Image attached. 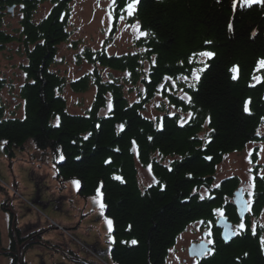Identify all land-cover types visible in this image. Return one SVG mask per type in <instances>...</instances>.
Masks as SVG:
<instances>
[{
    "label": "trees",
    "instance_id": "1",
    "mask_svg": "<svg viewBox=\"0 0 264 264\" xmlns=\"http://www.w3.org/2000/svg\"><path fill=\"white\" fill-rule=\"evenodd\" d=\"M42 1L0 0V53L20 42L26 60L22 65L25 82L20 88L24 117L6 118L5 108L0 106V142L7 141L4 147L8 158L13 160L16 149H25L30 141L41 155L52 157L55 164L61 154L65 156L64 162L56 165L58 176L61 182L81 181V196L95 195L103 182L106 214L114 225L111 256L115 264H166L178 236L194 221L215 223L211 210L217 207L224 208L226 216L239 223L233 203L239 178L225 180L219 188L213 185L217 167L226 154L241 152L251 142L262 140L259 133L264 123V81L255 87L249 85L256 83L252 79L256 62L264 57V8L238 6L233 12L232 0H141L136 17L132 18L121 10L127 0H117L113 11L115 28L119 16L124 15L130 23L138 19L141 30L152 35L139 37L133 53L114 55L106 48H83L78 57L84 56L94 69L70 84L81 93L94 83L97 91L86 113L71 114L63 95L67 78L54 71L53 65L60 45L73 34L70 23L74 0H50L49 13L36 19ZM17 7L22 11L19 29L10 32L3 21L5 14ZM229 22L233 32L228 30ZM253 31L256 37H252ZM206 40L213 43L207 45ZM203 50L217 55L207 61L210 67L193 90L178 77L190 75L193 65L187 63L188 55ZM233 65L240 66L236 81L228 71ZM98 66L127 76L117 78L111 73L106 79ZM260 72L264 77V68ZM165 76L173 80L165 81ZM4 86L6 81L0 72V92ZM126 86H131V90L126 91ZM181 89L193 98L192 105L180 100ZM133 94L134 100L130 97ZM158 95L170 100L177 116L193 111L195 119L181 127L164 107H158L165 111L162 119L147 117V104ZM249 98L251 115L243 111ZM109 102L113 105L111 110L107 107ZM121 124L124 131L119 128ZM149 136L153 137L151 141ZM157 152L181 159L174 158L168 165L154 157ZM257 155L254 153V162ZM137 157L144 166L152 165L160 183L142 189ZM108 160L111 163H105ZM202 188L212 190L211 199L206 195L205 200L199 199ZM253 209L256 215L264 209L261 176L256 180ZM3 210L10 220L7 241L0 230V256L9 259L10 264H25L26 252L43 242L41 236L36 232L23 233L15 213L5 204ZM247 222L248 231L227 244L214 224L215 254L199 264H264V252L258 238L250 235V220ZM133 239L138 241L136 245L122 243ZM70 257L78 264H96L80 261L75 255Z\"/></svg>",
    "mask_w": 264,
    "mask_h": 264
},
{
    "label": "rangeland",
    "instance_id": "2",
    "mask_svg": "<svg viewBox=\"0 0 264 264\" xmlns=\"http://www.w3.org/2000/svg\"><path fill=\"white\" fill-rule=\"evenodd\" d=\"M71 6L73 15L70 27L73 34L68 42L60 45L57 60L53 65V70L65 76L68 81L82 77L94 69L84 56L78 57L83 48H91L94 51L106 48V52L117 55L133 52L136 49L134 42L138 34L129 26L131 23L122 21L115 37H112L111 0H74ZM50 10V0H43L37 10L36 19H42ZM5 15L4 26L10 32L19 29L22 18L21 8H14ZM24 50L21 43L16 42L0 53V72L6 81V86L0 92V106H3L5 110L8 109V115L24 116L25 114V102L20 89L25 82V74L22 69V65L26 63ZM200 66L202 65L198 67ZM98 68L106 78H109L111 73L117 78L127 76L126 74L111 72L105 67L99 66ZM262 69H259L256 75L262 77L260 72ZM130 87L126 86V91L131 90ZM69 88L66 87L63 92L66 99L72 102L71 105L68 104V112L71 114L87 112L94 99L96 85L92 83L85 92L81 93L72 92ZM130 97L133 100L136 99L135 94ZM163 97L161 95L155 96L147 104L144 112L147 117L160 119L165 111H161L158 107L166 108L169 113L174 111V105L170 100ZM259 134L262 140L251 142L241 152L228 153L224 156L222 163L217 167L214 184H220L225 180L238 177L241 189H246L250 177H255L256 185L257 178L264 175V151H261V148H264V123L260 127ZM32 147V144H28L25 150L30 152ZM4 151L3 142H0V186L9 188L6 193L0 192L1 230L4 235L7 233L9 215L2 210L5 204L17 215L18 226L24 232L43 231L44 239L55 245V247L44 245L36 247L35 257L33 255L28 256L27 263L73 264L68 254H66L67 259L58 254V251L66 253L67 250L63 251V248H66L73 250L80 256L101 260L103 264H113L112 243L108 239L107 225L104 217L99 215V209L93 203L92 197L85 199L78 196L76 190L73 189L72 181L62 183L60 177H56L55 169L50 163L52 161L48 162V154L40 155L43 161L39 160V165L24 161L22 157L26 154L21 150L18 151V157L11 163L6 151ZM31 152L34 153V150ZM254 153L258 154L257 162L253 160ZM154 157L168 165L174 158L181 159L180 156H161L158 152L155 153ZM256 165H262L263 168H258ZM137 168L140 172L142 186L145 187L152 183L153 175L148 173L147 166L137 161ZM12 181H18V189L22 192V199L15 192V189H12L14 185V183H10ZM211 192L212 190L202 188L200 193L210 196ZM254 192H256V187ZM6 194L12 197V201L10 197H6ZM243 196L245 200L250 198L247 191L243 193ZM236 198L235 192L233 201ZM251 199L254 201L252 208L250 211H246V216L251 218L249 219L250 227L255 224L257 232H264V227H262L264 226V209L256 215L253 211L255 195ZM8 203L9 205H7ZM12 203L14 204L13 207L11 206ZM236 210L238 216L241 215L238 207ZM105 216L108 217L106 212ZM200 221L205 223H200ZM60 224H63V227ZM245 224L247 227L248 222L245 221ZM207 227L205 220H197L189 224L170 249L166 264H197L198 259L190 257L189 248L193 243L206 242L208 238L204 233ZM110 235L113 237V232ZM4 259V257H0V264H8Z\"/></svg>",
    "mask_w": 264,
    "mask_h": 264
},
{
    "label": "snow or ice",
    "instance_id": "3",
    "mask_svg": "<svg viewBox=\"0 0 264 264\" xmlns=\"http://www.w3.org/2000/svg\"><path fill=\"white\" fill-rule=\"evenodd\" d=\"M217 2L219 3V2H221V0H217ZM140 3H141V0H127L126 4L121 5V10L123 12H125L128 17L135 18L136 14H137V5ZM116 5H117V0H111V6L114 7ZM254 5H258L261 8H264V0H232L231 10L233 12H236L238 6L240 9H247V8L253 7ZM21 7H23V5H21ZM119 19L124 20L125 19L124 15H120ZM129 26L138 34V38L152 35L150 32L141 30V23L138 19L135 20V23H131ZM228 30H229V32H233V30H234L233 24L231 22H229V24H228ZM251 35H252V37H256L257 33L255 31H253L251 33ZM204 43L207 45H211L213 42L210 40H206ZM216 55H217L216 52L211 51V50L191 52L187 57V63L189 65H193V67L190 70V75H181L180 77H178V79L186 82L187 86L189 88L195 90L196 85L200 82L202 75L210 67V65L207 61L214 59L216 57ZM153 63H155V57L153 58ZM180 63H181V65H183L184 61H181ZM197 64L202 65V66L196 67L195 65H197ZM261 68H264V57H261L257 60L256 68L254 69L253 76H252V79L256 83L250 84L249 87H255L256 84H259L262 81H264V77H261L260 75H256V72H258L259 69H261ZM228 71L232 74L231 79L233 81H236L239 79V72H240V66L239 65H233ZM164 80L165 81H172L173 78L170 76H165ZM175 86H176L175 81H173V87H175ZM160 87H163V85H161ZM181 92H183V89H181ZM180 100L186 101L189 105L193 104V98L190 95H188L186 92H183V94L180 96ZM250 103H251V98H249L248 100L245 101L244 108H243V111L249 115L252 114V112L249 108ZM107 107L109 110H111L113 107L112 103L109 102ZM170 115L173 117H176V121L180 124L181 127H183L190 120L195 119L193 111H188L186 116L183 114L177 116L176 112H172V113H170ZM261 119H264V117H262ZM208 122H210V119ZM57 126H59V125L57 124ZM97 127H99V125H97ZM124 127H125L124 124L119 125V128L121 131H124ZM162 127L163 126L161 125V128ZM90 135H91V133L86 135L84 137V139L87 140ZM148 139L151 141L153 139V137L149 136ZM3 143H7V141H4ZM131 143H132L133 150L136 151L137 150L136 141L133 140ZM117 151H119V149H117ZM261 151H264V148H261ZM137 155H138V152H137ZM249 155H251V153H249ZM65 159L66 158L64 155L61 154L59 156V161H64ZM76 159L79 160L80 157H76ZM205 159L212 160V157L206 156ZM249 162L251 163V161H249ZM105 163H111V161L108 160ZM147 171L150 175H152L153 169H152L151 164L147 165ZM169 171H171V169H169ZM189 175H191V174H189ZM114 178L116 180L120 181L121 183L124 182L123 178L120 176H115ZM261 180H264V175H261ZM254 181H255V177H250L247 188L246 189H244V188L240 189V191L237 195V202L240 205V213H241V217L239 219L238 224L230 225L229 223H227V218L225 215V209L224 208L217 207V208L211 210L212 215H215L221 221H224V224H223L224 231L222 234V239H223V242L225 244H227L229 241H231L233 237L243 236L246 233V231H248L246 224H245V221L243 219V213L245 211H250L252 208L254 201L251 198L254 197V195H255L254 189L256 187ZM152 183H160V182L158 180H156L155 176H152ZM152 183H150L148 186L151 187ZM72 184L75 185L77 189H79L80 185H81V181L74 179V180H72ZM215 187L219 188L220 185H215ZM102 188H103V182H101L100 185L97 187L96 193L91 199H92L93 203L98 207L99 215L101 217H104L105 223L107 225V233L109 234V236H108L109 241L111 243H115L114 237H112L110 235L113 232V220L105 216V210L107 208V204L105 203V196H104V192L102 191ZM245 191H247V194L250 197L247 200H244L242 198L243 193ZM193 192L195 194L196 190L194 189ZM199 199L201 201H203L206 199V197H205V195L200 194ZM208 199H211V197L209 196ZM200 223H205V222L200 221ZM207 225H208V227H207V230L205 231L204 235L208 239L206 240V242L201 243V245L199 247V252L197 253V255H199V256L214 255L215 251H216L215 241L212 238L214 235V233H213V221H211V220L207 221ZM262 227H264V226H262ZM250 235L258 238L260 249L262 252H264V232L258 233L255 224H253L251 226V229H250ZM122 243H128L130 245H136L138 243V241L133 239L130 242L122 241ZM209 245H212V247H208ZM244 256L247 257L248 253L245 252ZM197 264H199L198 261H197Z\"/></svg>",
    "mask_w": 264,
    "mask_h": 264
},
{
    "label": "water",
    "instance_id": "4",
    "mask_svg": "<svg viewBox=\"0 0 264 264\" xmlns=\"http://www.w3.org/2000/svg\"><path fill=\"white\" fill-rule=\"evenodd\" d=\"M239 213H240V209H239ZM240 214H241V213H240ZM227 223H229L228 220H227ZM223 224H224V221H221V220H220L219 223H218V227L221 228V229H223V231H224ZM229 224H230V223H229ZM230 225H231V224H230ZM222 234H223V233H222ZM233 238H234V237H233ZM233 238H232V240H233ZM229 242H230V241H229ZM229 242H228V243H229ZM194 250H195V251H194ZM198 252H199V249H198V248H195V247H192V248H191V254H192V255H197ZM197 256H199V255H197ZM200 257H202V256H200Z\"/></svg>",
    "mask_w": 264,
    "mask_h": 264
},
{
    "label": "bare ground",
    "instance_id": "5",
    "mask_svg": "<svg viewBox=\"0 0 264 264\" xmlns=\"http://www.w3.org/2000/svg\"><path fill=\"white\" fill-rule=\"evenodd\" d=\"M67 81H68V80H67ZM72 81H74V80L68 81V85H67L66 87H67V88L70 87L69 89H71V91L73 92L74 90L72 89L71 84H70ZM74 92H75V91H74ZM76 93H78V92H76ZM67 101H68V100H67ZM69 103H70V105L72 104L71 101H68V102H67V104H69ZM8 191H9V189H8Z\"/></svg>",
    "mask_w": 264,
    "mask_h": 264
}]
</instances>
